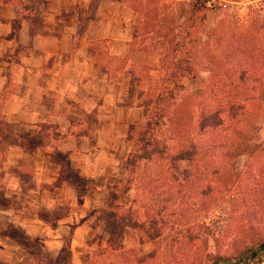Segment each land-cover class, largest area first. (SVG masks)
Returning <instances> with one entry per match:
<instances>
[{"label":"crops","instance_id":"crops-1","mask_svg":"<svg viewBox=\"0 0 264 264\" xmlns=\"http://www.w3.org/2000/svg\"><path fill=\"white\" fill-rule=\"evenodd\" d=\"M134 15L119 0H0V193L20 201L0 215L58 249L72 228V254L87 216L99 208L96 196L83 195L81 209H70L54 229L36 211L79 204L65 168L102 182L99 190L126 179L128 129L147 119L125 59ZM123 58L128 64L116 80Z\"/></svg>","mask_w":264,"mask_h":264},{"label":"rangeland","instance_id":"rangeland-1","mask_svg":"<svg viewBox=\"0 0 264 264\" xmlns=\"http://www.w3.org/2000/svg\"><path fill=\"white\" fill-rule=\"evenodd\" d=\"M119 1L130 9L133 4L137 9H131L135 13L132 30L137 18L142 19V13H146L150 19L168 16L173 21L170 25L174 31L179 37L183 35L179 28L183 23L179 7L191 0H150L153 2L146 7L143 0ZM206 7L204 15L196 19L197 32L193 31L195 50L200 54L199 75L180 82L185 92L192 98L201 97L211 83L215 101L222 90L233 99L239 94L234 88L240 70L246 72L252 67L256 74L245 76L244 87L251 90H245L237 102L241 105L246 99L253 102L249 115L243 113L242 121L248 127L242 128L238 138L230 131L224 140L215 128L210 180L197 190L192 202L194 207L176 210L166 199L159 204L163 211L161 216L146 221L139 208L137 190L126 191V186L121 185L117 206L111 212L108 210L112 203L108 200L110 192L97 189L103 186L102 182L94 184L77 177L75 172L67 175L65 168L63 179L69 178L76 187L85 186L87 191H80V196H96V207H99L91 210L87 216L88 226L76 237L75 254L70 250L72 228L60 237L63 246L58 249L57 244H48L46 238L26 241L23 231L7 224V219L0 215V264H209L216 255L231 257L245 247L264 241V77L258 74L264 71V0H208ZM153 46L150 40L138 38L126 51L130 59L128 67L134 76V92L138 103L146 109V118L150 110L147 91L158 87L162 76L160 50ZM124 60L119 73L113 74L116 80L121 79L127 67L128 62ZM205 63H210L209 70L202 68ZM230 111L232 113V109ZM235 111L233 109V113ZM221 122L225 124V117L215 114L213 125ZM55 160L63 162L64 156L55 155ZM203 170L204 160L199 159L198 177H202ZM10 202L19 207L20 201L5 200L0 193V209H5ZM54 206L47 210L41 205L36 211L38 218L46 221L51 229L57 227V220L67 216L70 209L73 212L81 209L79 204ZM112 215H117L116 220ZM53 239L49 237L50 241ZM20 244L32 249L34 259L26 256Z\"/></svg>","mask_w":264,"mask_h":264},{"label":"trees","instance_id":"trees-1","mask_svg":"<svg viewBox=\"0 0 264 264\" xmlns=\"http://www.w3.org/2000/svg\"><path fill=\"white\" fill-rule=\"evenodd\" d=\"M143 1L145 7L153 2ZM207 2L208 0H191L185 6L180 5L179 13L183 18V23L179 26L180 32H183L181 37L174 31V27H171L170 24L173 21L168 16L161 19L155 16L150 19L146 17V13H142L143 18L139 16L133 26L132 41L138 38L150 40L153 42V47L160 50L158 55L162 76L158 87H150L147 91L150 110L146 123L134 125L128 129L127 139L130 142L131 151L125 162L126 179L109 188L108 200L112 203L108 210L111 212L117 206L121 185L126 186V191L137 190L139 208L143 210L146 221L151 217L155 218L156 215L161 216L163 211L159 204L166 199L173 203L171 206H176L173 209L182 211L193 208L192 202L197 190L210 180L215 130L219 129V135L224 140L225 135L230 131L238 138L242 128L248 127L242 118L245 119V116L243 117L245 112L249 115L253 102L249 99L243 101L242 105L237 102L241 100L238 96L245 93V90H251L244 87L243 79L249 73L256 74V70L252 67L246 72L240 70L238 83L234 88L239 94H235L233 99L228 98L226 91L222 90L220 98L215 101L214 84L211 83L205 87L201 97L192 98L180 83L188 77L197 78L199 75L197 68L200 66L198 63L200 54L195 50L193 31L197 32L196 19L204 15ZM131 9L137 10L133 4ZM189 44L191 46H188ZM209 65L210 63H205L201 66L206 71L209 70ZM258 74L264 77V71L260 70ZM229 108L232 109V113ZM233 109H236L234 113ZM217 113L218 117L222 115L225 117V124L221 122L218 126L213 125V118L215 114L217 116ZM199 159L204 160L202 177H198L196 171ZM80 188L77 187L78 194L81 191ZM81 197L79 194V205ZM118 206L122 207V205ZM184 215L185 213L183 217ZM116 216L112 215L114 220ZM140 225L144 226L143 223ZM136 228L143 229V227ZM24 239L28 242H36L35 239L26 235ZM20 245L34 259L32 249L24 244ZM263 260L264 241H259L237 251L231 257L216 255L212 257L209 264H261Z\"/></svg>","mask_w":264,"mask_h":264}]
</instances>
